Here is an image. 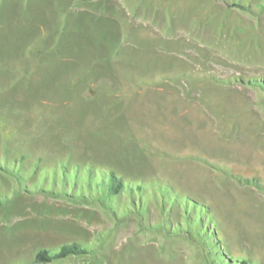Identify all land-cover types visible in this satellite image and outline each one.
Returning <instances> with one entry per match:
<instances>
[{
    "label": "rangeland",
    "instance_id": "obj_1",
    "mask_svg": "<svg viewBox=\"0 0 264 264\" xmlns=\"http://www.w3.org/2000/svg\"><path fill=\"white\" fill-rule=\"evenodd\" d=\"M0 200V264H264V0H0Z\"/></svg>",
    "mask_w": 264,
    "mask_h": 264
},
{
    "label": "trees",
    "instance_id": "obj_2",
    "mask_svg": "<svg viewBox=\"0 0 264 264\" xmlns=\"http://www.w3.org/2000/svg\"><path fill=\"white\" fill-rule=\"evenodd\" d=\"M88 171V183L94 181L96 177V171L92 172L91 167L87 169ZM99 172L100 181L99 182H92L91 185L99 189V191L104 193L107 196H115L120 194L122 191L125 190L127 184L124 181V176L119 175L116 173L115 170L111 169L108 172H105L103 169H97ZM135 189L140 190L139 188L135 187ZM2 204L0 200V205ZM200 209H206L204 205H199ZM87 253V249L84 245L78 243H66L63 244L59 249H42L40 250L36 257L35 263H47L52 262L54 260L63 259L70 255H78ZM249 264V263H247Z\"/></svg>",
    "mask_w": 264,
    "mask_h": 264
},
{
    "label": "crops",
    "instance_id": "obj_3",
    "mask_svg": "<svg viewBox=\"0 0 264 264\" xmlns=\"http://www.w3.org/2000/svg\"><path fill=\"white\" fill-rule=\"evenodd\" d=\"M85 61H88V60H84V62ZM89 64H91L90 62L89 63H84V65H88V67H86V69L87 70H89ZM83 65H81V64H79V62L78 63H73V64H69V63H66V61L63 63V65H62V71L59 73V75H63V74H68V73H70V72H77L81 67H82ZM42 71H40V72H38V73H41ZM115 76L114 75H112V74H107V72L105 71V70H103L102 68H96L95 69V76L94 77H91L90 79H89V81H87V83L88 82H97V81H100V80H102V82L104 83V86H111V85H114L113 84V82L114 81H116V78H114ZM77 80H79V78H77ZM121 82V81H120ZM117 85H119V86H121V84L119 83V82H117ZM136 87V86H135ZM140 92H144V91H146L147 92V90L149 91H151L152 89L153 90H155V88H153L152 86H149V87H146V88H142V87H136ZM152 93L154 94V95H160L162 92H158V91H152ZM159 97V96H158ZM72 101H74V98H73V100ZM89 102V101H88ZM90 103V102H89ZM118 119V117H115L114 118V123H116L117 124V129L116 130H118V131H120V132H125L126 131V129H123L122 128V123L121 122H116V120ZM131 119V118H130ZM129 119V120H130ZM130 132V131H129ZM131 132H134V131H131ZM130 132V133H131ZM135 133V132H134Z\"/></svg>",
    "mask_w": 264,
    "mask_h": 264
}]
</instances>
